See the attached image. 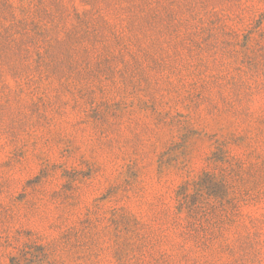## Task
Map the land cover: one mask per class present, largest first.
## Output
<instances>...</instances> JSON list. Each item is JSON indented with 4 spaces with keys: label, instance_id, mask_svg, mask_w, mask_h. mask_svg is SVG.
Masks as SVG:
<instances>
[{
    "label": "rangeland",
    "instance_id": "rangeland-1",
    "mask_svg": "<svg viewBox=\"0 0 264 264\" xmlns=\"http://www.w3.org/2000/svg\"><path fill=\"white\" fill-rule=\"evenodd\" d=\"M0 264H264V0H0Z\"/></svg>",
    "mask_w": 264,
    "mask_h": 264
}]
</instances>
